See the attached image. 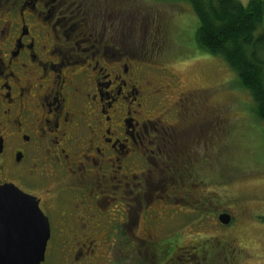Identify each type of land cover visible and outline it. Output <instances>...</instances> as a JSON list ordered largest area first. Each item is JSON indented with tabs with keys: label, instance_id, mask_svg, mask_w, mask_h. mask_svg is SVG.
Returning <instances> with one entry per match:
<instances>
[{
	"label": "flooded vegetation",
	"instance_id": "af4514ba",
	"mask_svg": "<svg viewBox=\"0 0 264 264\" xmlns=\"http://www.w3.org/2000/svg\"><path fill=\"white\" fill-rule=\"evenodd\" d=\"M140 13L127 0H0V188L34 199L47 218L45 262L51 251L64 257L50 264L201 256L162 231L164 204L185 203L187 189L162 176L212 114L147 64Z\"/></svg>",
	"mask_w": 264,
	"mask_h": 264
},
{
	"label": "rangeland",
	"instance_id": "374dc122",
	"mask_svg": "<svg viewBox=\"0 0 264 264\" xmlns=\"http://www.w3.org/2000/svg\"><path fill=\"white\" fill-rule=\"evenodd\" d=\"M129 1L141 12V44L153 50L154 58L147 64L168 69L163 73L167 79L169 74L177 78L176 90L200 94L207 111L216 117L206 120L204 133L192 135L191 150L180 159L175 173L165 170L162 176L165 183L173 179L195 192V201L202 200L203 218L178 196L163 206L166 211L172 207L162 231H169L174 249H200V258H190L189 264H264V122L256 120L253 100L238 88L221 58L198 48L199 21L190 5ZM214 122L216 126H211ZM227 213L233 220L224 225L219 216ZM60 260L64 257L51 251L45 264Z\"/></svg>",
	"mask_w": 264,
	"mask_h": 264
},
{
	"label": "trees",
	"instance_id": "16d2710c",
	"mask_svg": "<svg viewBox=\"0 0 264 264\" xmlns=\"http://www.w3.org/2000/svg\"><path fill=\"white\" fill-rule=\"evenodd\" d=\"M167 1L191 6L199 21L198 48L228 65L238 88L253 100L256 120L264 122V0H248L247 4L241 0ZM210 118L214 116L206 120ZM182 191L187 208L197 210L198 217L203 218L202 200L195 201V192L191 189Z\"/></svg>",
	"mask_w": 264,
	"mask_h": 264
},
{
	"label": "water",
	"instance_id": "95a60500",
	"mask_svg": "<svg viewBox=\"0 0 264 264\" xmlns=\"http://www.w3.org/2000/svg\"><path fill=\"white\" fill-rule=\"evenodd\" d=\"M21 195L16 188H0V264H43L49 223L34 199ZM219 221L229 225L231 215L222 214Z\"/></svg>",
	"mask_w": 264,
	"mask_h": 264
}]
</instances>
